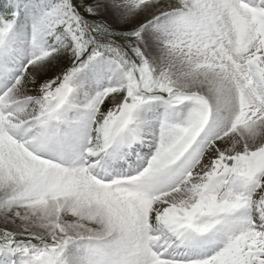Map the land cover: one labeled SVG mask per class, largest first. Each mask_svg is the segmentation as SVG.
I'll use <instances>...</instances> for the list:
<instances>
[{"label": "snow or ice", "instance_id": "obj_1", "mask_svg": "<svg viewBox=\"0 0 264 264\" xmlns=\"http://www.w3.org/2000/svg\"><path fill=\"white\" fill-rule=\"evenodd\" d=\"M0 264H264V0H5Z\"/></svg>", "mask_w": 264, "mask_h": 264}, {"label": "rangeland", "instance_id": "obj_2", "mask_svg": "<svg viewBox=\"0 0 264 264\" xmlns=\"http://www.w3.org/2000/svg\"><path fill=\"white\" fill-rule=\"evenodd\" d=\"M0 5H1V0H0Z\"/></svg>", "mask_w": 264, "mask_h": 264}]
</instances>
